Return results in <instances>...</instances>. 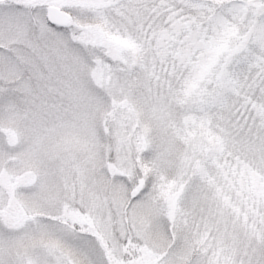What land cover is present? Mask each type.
<instances>
[{
	"label": "snow or ice",
	"instance_id": "snow-or-ice-1",
	"mask_svg": "<svg viewBox=\"0 0 264 264\" xmlns=\"http://www.w3.org/2000/svg\"><path fill=\"white\" fill-rule=\"evenodd\" d=\"M0 264H264V0H0Z\"/></svg>",
	"mask_w": 264,
	"mask_h": 264
}]
</instances>
